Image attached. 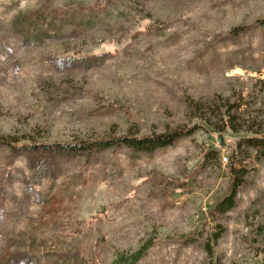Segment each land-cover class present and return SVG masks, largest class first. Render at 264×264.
Instances as JSON below:
<instances>
[{"label": "rangeland", "instance_id": "rangeland-1", "mask_svg": "<svg viewBox=\"0 0 264 264\" xmlns=\"http://www.w3.org/2000/svg\"><path fill=\"white\" fill-rule=\"evenodd\" d=\"M134 125L189 134L152 152L95 146ZM255 132L264 0H0V264H262L263 157L238 150L234 207L214 210ZM57 144L93 147H41Z\"/></svg>", "mask_w": 264, "mask_h": 264}, {"label": "trees", "instance_id": "trees-1", "mask_svg": "<svg viewBox=\"0 0 264 264\" xmlns=\"http://www.w3.org/2000/svg\"><path fill=\"white\" fill-rule=\"evenodd\" d=\"M101 5V4H100ZM98 5L95 4L91 7V9L97 10ZM243 31V28H234L229 35H234L237 36L240 34V32ZM108 53V52H107ZM214 106L216 107V110L218 111L219 117L221 118V121H223L224 126L230 127L233 131L232 127V122H234L235 118L230 114V110L233 109V107H230L228 105H225L222 101L216 100L213 103ZM187 106H188V120H193V119H199L201 121L202 118L199 113V108L200 104L192 101H187ZM136 125L133 127H130L129 134L127 136H117V137H110L108 140H104L98 143H95V146H97L98 150H105V149H110L118 146H126L128 148H131L135 151H140V152H152L156 149L159 148H165L167 146L172 145L177 139L187 136L189 134V130L184 131V129H178V130H173L166 132L165 134H152L148 137H143L139 135L138 130L136 129ZM199 127V126H197ZM133 128V130H132ZM193 128V127H192ZM242 144V145H241ZM246 147L250 148L253 153L255 159H259V157L264 158V134L255 132L253 134H250L248 137L243 138L240 140L239 143H236L234 145V148L230 152V165L227 167L228 168V173L231 174L230 178V186L229 190L226 194V197L219 201L216 208L214 210L220 211V212H227L231 210L234 207L235 203V197H236V192L239 187H241L243 183V178L242 174H244L242 169H234L233 165L237 160L238 157V150L241 147ZM38 147V146H37ZM41 147L47 149V150H57L61 152H68L70 150H73L75 152L79 151H84L91 149L93 146L89 144H75L73 145H51V146H43ZM11 149L14 151H22V150H27L28 146L27 144L24 145H19V146H11ZM215 153V152H213ZM210 155V152L205 153L203 155V159L206 160L208 156ZM163 181H169L172 182V180L168 179H163ZM187 180V179H186ZM183 184H185V181ZM214 242L217 241V236L214 237ZM263 255V263L264 264V252H262Z\"/></svg>", "mask_w": 264, "mask_h": 264}, {"label": "water", "instance_id": "water-1", "mask_svg": "<svg viewBox=\"0 0 264 264\" xmlns=\"http://www.w3.org/2000/svg\"><path fill=\"white\" fill-rule=\"evenodd\" d=\"M218 143H219V145H221V146H223V145H224V143H223V141H222L221 137H219V138H218Z\"/></svg>", "mask_w": 264, "mask_h": 264}]
</instances>
